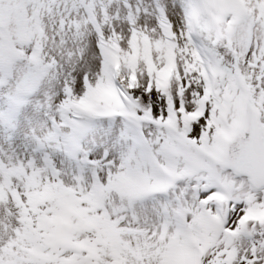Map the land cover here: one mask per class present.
<instances>
[{
    "label": "snow or ice",
    "instance_id": "obj_1",
    "mask_svg": "<svg viewBox=\"0 0 264 264\" xmlns=\"http://www.w3.org/2000/svg\"><path fill=\"white\" fill-rule=\"evenodd\" d=\"M0 264H264V0H0Z\"/></svg>",
    "mask_w": 264,
    "mask_h": 264
}]
</instances>
